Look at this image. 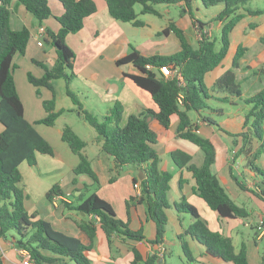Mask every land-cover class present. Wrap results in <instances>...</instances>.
Masks as SVG:
<instances>
[{"label":"trees","instance_id":"trees-1","mask_svg":"<svg viewBox=\"0 0 264 264\" xmlns=\"http://www.w3.org/2000/svg\"><path fill=\"white\" fill-rule=\"evenodd\" d=\"M12 0H0V122L4 128L0 132V238L12 242L17 249L27 250L33 264H94L89 256L98 229H101L109 242L114 235L123 239L143 240L146 238L143 228L134 230L129 222L117 218L113 205L97 194L100 184L99 176L85 153L88 142L80 137L70 125L62 129V140L68 144L74 154L79 157L78 165L73 169L76 176L86 175L92 184H85L84 190L65 192L59 184L53 185L46 193V198L52 202L56 195H67L71 201L62 200L65 208L76 212L80 219H74L79 228L88 236L89 243L80 237L70 235L57 229L53 223L39 217L37 211L30 212L27 202L30 195L20 186L23 180L21 164L27 162L29 166L37 165V153L54 155L53 145L35 128L34 123L25 117V108L19 95L14 79V58L18 53L24 54L31 39L29 28L14 29L11 25ZM22 4L42 24L53 16L50 0H16ZM64 6L62 15L56 17L61 27L58 31L46 28L47 37L56 49V60L51 66L43 61L33 59L40 65L43 75L35 76L28 73V81L38 90L48 88L52 98L44 100L46 116L38 121L47 126H54L57 119L65 110H57V95L53 81L64 78L67 82L66 93L75 104V110L81 118L91 125L96 133V141L101 151L106 152L113 160L111 167V182H115L125 166H135L145 174L144 179L135 177L134 187H140V193L132 195L126 200L127 214L132 207L144 203L148 218L155 224V238L153 244L162 243L168 223L166 209L171 207L168 198L173 174L160 167V154L155 147L159 142L158 130L152 127L156 121L159 128L169 129L173 117L178 118L176 136L198 146L203 152L201 164L193 162L192 154L177 148L171 152L174 163L180 168L191 172L195 180V191L205 201L208 207L217 211L220 218L237 219L252 215L251 210L239 205L221 183L218 175L213 171L217 160V146L212 138L205 137L198 132L190 111L199 115L209 109L208 100L213 97L212 92L222 91L229 96L239 97L251 108L246 113L244 131L236 137L242 138L241 147L235 157L244 154L247 165L256 174L264 176V170L257 164V160L264 155V87L257 93L243 97L241 86L236 82L234 68L239 66L246 48L239 46L230 68H227L209 88L205 82L208 72L218 67L226 58L231 45L230 34L244 13V7L249 14H262L264 8H248L250 0H106L110 14L117 20L131 22L135 26H143L144 22L138 18L136 5L141 4L142 14L161 15L157 8L159 4L184 3L194 22L193 2L200 1L204 7L211 8L224 4L223 10L215 17V21H222L223 26L218 38L210 39L205 34L197 46H193L185 31L175 23H171L163 33L172 30L179 39L180 51L169 55L144 56L139 50H133L117 60L118 65L133 64L139 73H125L139 88L147 91L157 106V111L146 109L140 114H131L125 124H122L124 107L116 101L109 112L99 117L83 107L77 94L70 87V82L76 78L74 71L75 52L67 44L66 37L83 28L87 17L97 12L94 0H59ZM202 24H200L201 26ZM264 42V37L261 38ZM151 65L152 69L148 66ZM161 65H169L176 71L173 77H165L159 70ZM223 101L227 97L220 98ZM205 120L209 117L203 116ZM259 145L254 149V141ZM230 173L238 186L245 191L264 200V188L255 191L246 186L243 180L234 174L233 166ZM182 184V178L180 179ZM96 189H92L93 187ZM91 191V192H90ZM79 192V193H77ZM87 192L90 194L86 195ZM179 212L188 213L192 217L191 224L178 235L185 256L190 262H199L194 257L187 237L195 238L206 248L205 254L222 259L233 264H250L247 256V246L243 244L239 251L235 250L231 236L220 231L212 230L202 218L198 208L187 201L185 197L175 202ZM93 216H98V221ZM133 263L141 260L139 251L134 250ZM157 252L145 260V264H160ZM164 258V255L163 257ZM0 264H4L0 258ZM264 264V253L262 263Z\"/></svg>","mask_w":264,"mask_h":264},{"label":"crops","instance_id":"crops-1","mask_svg":"<svg viewBox=\"0 0 264 264\" xmlns=\"http://www.w3.org/2000/svg\"><path fill=\"white\" fill-rule=\"evenodd\" d=\"M94 1L97 4V12L85 19L81 30L68 34L66 42L75 52L73 69L76 73V79H81L80 81L83 84L84 90H91L99 95L101 102L104 103L103 109H101V116L99 117L105 116L113 104L119 101L124 107L122 124L127 122L131 114H140L149 108L157 111V106L147 91L139 88L125 75V73H139V70L133 64H127L126 67L125 65H118V59L129 54L133 48L139 50L144 56H169L180 51L181 45L174 32L168 30V32L163 33V30L168 28L171 23H175L178 27L182 28L191 44L195 47L203 34L210 39L218 38L223 26L222 21H215L214 19L223 10L224 4L212 7L206 12L203 10L204 6L200 1L193 2V10L199 13L198 16H195L194 22L190 13H188L187 6L181 2L172 5L164 4L160 6L161 8L157 7L161 15L142 14L141 8L137 10L136 6V11L141 18L139 19L144 22V25L135 26L131 22L115 19L108 10L106 0ZM49 4L53 16L49 17L42 24L16 0L11 1L10 7L12 9V27L14 29L27 27L31 32V39L23 57L32 63L34 62L32 60L36 59L51 66L57 57L56 49L46 40H44L43 45H39L37 34L40 26L58 31L61 24L56 17L62 15L65 9L59 0H50ZM246 7L252 9L264 8V0H250ZM240 12L244 13V16L230 34L231 45L229 52L218 67L206 74L205 82L211 88L217 78L227 68L232 66L238 47L243 46L246 48V51L240 59L239 66L234 68V71L236 82L241 86L242 96L248 97L264 87V42L261 40L264 37V13L258 15L249 14L244 7ZM147 15H153L158 19H162L163 22L159 23L156 18L148 17ZM200 24L202 25L200 26ZM196 26H198V29H196ZM139 28L140 30H138ZM138 32H143L144 34L140 36ZM43 72L44 70L41 68L37 71V76L40 77L43 75ZM27 81L26 79L25 81L21 80L19 85L15 79L19 95L24 104L25 117L29 122L34 123L35 128L41 134H50L51 131L43 128L41 126L43 123H38V121L46 116L43 102L52 98V92L46 88L48 92L45 97L39 98L35 93L36 87ZM72 91L77 94L83 107L90 110L88 104H86L87 102L82 100L79 95L84 93L80 89ZM212 94L213 97L208 100L209 109L205 110L202 115H199L195 111L196 114L192 115V111L189 114L192 120L198 124V132L205 137L212 138L216 143L217 160L213 165V171L218 175L230 196L236 202L239 198H242V204H238L251 210L252 215L247 218L223 219L220 218L217 211L208 207L194 189L195 180L191 172L186 168L180 169L171 157V152L180 148L192 154L193 162L201 164L203 152L198 146L188 140L176 136L178 126V118L176 116L173 117V123L169 129H161L156 121H152V127L157 129L159 133V142L155 147L160 154V167L173 174L169 194L172 190L175 191V194L172 195L174 200L172 203L170 202L172 205L166 209L168 223L165 239L162 243L158 244H153L150 241L155 238V224L148 218L145 204H137L136 207L131 208L129 216L133 215L134 220L131 221L130 225L135 230L143 228L146 238L143 240L123 239L116 234L112 237V242L110 243L103 231L98 229L92 250L89 252V256L94 264H134V250L139 251L141 255V260L137 264H145V260L155 252L161 257L159 263L166 264L165 254L173 255L174 251L184 264H198L196 261L190 262L187 259L178 238V235L184 231V227L180 218L181 215H179V211L176 210L174 204L181 200L182 197H185L187 201L198 208L202 218L205 216V220L212 230L231 236L236 251H239L243 244L247 246L246 240L249 239L250 234L244 233V227L254 228L256 233L254 240L256 242L264 240V238L258 236L256 229L260 220L264 219V200L249 191L242 190L230 173V166H233L234 174L243 180L247 187L258 192L261 190V187L264 188V176L256 174L251 170L247 165V157L244 154L235 157L242 144V138L240 136L236 137V135L244 131L246 113L251 108V105H247L239 97L229 96L222 91H215ZM224 97H227L225 101L220 99ZM60 109H64V107L60 106L57 97V110ZM72 109L75 108L72 106ZM203 116L209 117L210 120H205ZM3 128L4 126L0 122V132H2ZM59 136L62 138L61 128L59 129ZM52 144L55 149V153L52 156H54L56 161L66 166L70 165L74 169L77 163L69 152L71 149L68 144L63 140L62 142L57 141ZM258 145L259 142L255 140L254 149ZM95 147L96 150L92 152L93 155H90L89 158L92 167L97 172L100 181H102L101 183L105 187H108L106 190L107 195H105L107 198L103 197L114 208L122 202L126 206L127 199L132 195L140 193V187L135 188L133 186V180L137 177L140 170L135 166H125L121 172H125L127 176L122 177L123 173H121L115 182H111L113 160L106 152L101 151L100 144L97 142H95ZM74 155L77 156L76 154ZM196 160L200 161V163ZM233 161L238 162L239 166L233 164ZM256 162L264 170V155H261ZM24 163L20 166L21 171ZM168 164L169 166H167ZM172 164L174 165V170L170 166ZM181 178L182 184H180ZM38 181L44 185L43 187L41 186V195H46L49 188L47 189L43 178H39ZM20 186L30 195L31 202L34 203L33 193L30 191L29 185L23 186L21 181ZM72 199L70 196L69 201ZM62 200L60 199L56 204L53 201L51 203H53L55 209H59L64 206ZM50 205L45 204V210L40 211L33 204L29 210L30 212L38 211L39 217L51 221L57 229L80 237L84 242L89 243L88 236L74 221V219H80L79 215L69 210L67 212L61 210V214L58 210L53 212ZM182 213L185 214V212ZM186 214L189 215L188 213ZM182 216L184 217L185 215ZM251 217L255 218L256 224L251 225L252 222L249 220ZM191 222L192 217L189 215L187 225L189 226ZM147 227L149 228L148 230L146 229ZM235 236H237V241ZM187 239L190 247L192 246L197 254L196 256L194 255L197 261L208 264H233L232 262H226L222 259L206 255L204 253L206 248L203 244L190 236ZM159 245H164V254H161ZM163 255L164 258H162ZM0 258L4 264H21V255L15 245L1 238Z\"/></svg>","mask_w":264,"mask_h":264},{"label":"rangeland","instance_id":"rangeland-1","mask_svg":"<svg viewBox=\"0 0 264 264\" xmlns=\"http://www.w3.org/2000/svg\"><path fill=\"white\" fill-rule=\"evenodd\" d=\"M162 5H164V4H159V5H157V7H160ZM136 6H137V10L142 8L141 4H137ZM211 8L204 7L203 10L208 12L207 10H210ZM194 15L198 16L199 13L197 11H194ZM147 16L156 18V20H158L159 23L163 22L162 19H158L157 17H155L153 15H147ZM138 18H140L139 14H138ZM196 29H198V26H196ZM138 30H140V28ZM143 32H145V31H143ZM143 32H138V35L142 36L144 34ZM33 63L30 60L25 59V57H23V54L18 53L15 56V58H14L15 67L13 70V75H14V77H15V79L19 85L21 83V80L25 81V79H26V81H27V79H28L27 76H28L29 72H31L32 74L37 76V71H39L42 67L36 63H35L36 65ZM123 65H125V67L127 66V64H123ZM76 78L70 82V84H69L70 89L71 90L80 89L81 92L84 94H79V95H80L82 100L87 102V103L86 102L85 103L88 104L90 111L93 112L94 114L98 115V116H101V111H102L101 109H103L104 103L101 102L99 95L95 94L91 90L85 91L83 88V84L80 81L81 79H76ZM53 83H54V88H55L56 95L58 97L60 106L64 107L65 112L63 115H61V117H59L57 119L56 124L54 126H46L44 124L41 125L46 130L51 131L50 134H44L46 136L45 137L43 134H41L40 132L39 133L44 138H46L51 144L56 143L57 141L62 142V138L59 136V129L60 128L63 129V127L65 125H70L71 127H73L74 131L80 137H82L83 139H85L88 142V144H87L88 147H87V149L85 148V153L87 150V153L89 155L87 153L86 154L90 157V155H93L92 152L96 150L95 142H97V141H96L95 137L97 136V133L91 125L86 123L81 118V116L79 115V113L75 109H72V106L74 108H75V106L72 103L71 98L66 93V88H67L66 80L64 78H59V79H55L53 81ZM78 87H80V88H78ZM47 92H48V89H46L45 87H41L39 90L37 88H35V93L37 96H39V98L45 97ZM247 105H250V104H247ZM191 113H192V115L196 114L194 111H192ZM69 152L71 153V156L74 159V161L77 163L76 164V166H77L79 163L78 157L75 156L71 150ZM37 154H38V156H37V162L38 163L36 166H29L28 163L25 162L23 167H22V174H23L22 185L23 186L29 185L30 191L33 193V197H34V199H33L34 203H32L31 199H30L27 202V208L30 209L32 207V205L34 204L37 210L39 208L40 211H44L45 210L44 205L45 204H49V205L51 204L50 206L52 207L53 212H55L56 210H58V212L60 214H61V210H64L65 212H67L68 210L65 208V206H62L59 209H55L53 203H51V202L49 203V201L47 200L46 195H43V194L41 195L42 187L44 185L41 184V182H39L38 179L43 178V180L47 186V189L48 188L50 189L55 184H59L66 193L67 192L73 193L76 191V189L84 190L85 184H87V185L92 184L91 179L86 175L76 176V174L74 173V171L70 165L66 166V165L58 163L56 161V159L54 158V156H52V155L42 154V153H37ZM165 159H166V157H165ZM196 161H198V160H196ZM198 162L200 163V161H198ZM167 166H169V164ZM170 166L173 170L175 169L173 164ZM121 173H123L122 177L127 176L125 172H121ZM137 177H138V179H140L139 173H138ZM99 180H100V178H99ZM101 182L102 181H100V184H99L97 189L95 186L92 189H96L97 194H99L101 197H103V196L106 197L105 195H107L106 190L108 187H105V185L102 184ZM90 192H87L86 195L90 194ZM174 194H175L174 190H172V192L170 194H168V198H169L171 203L174 200L172 198V195H174ZM242 201H243L242 198H239L237 200V203L242 204ZM114 209H115V212L117 214V218L121 219L125 222H129V227L134 229L130 225L131 221L134 220L132 217L133 215L130 217L127 214V209H126L125 203L122 202L121 204L116 205ZM74 213H76V212H74ZM179 215H181L180 218H181V221L183 223V227H184V229H186L188 227L187 218L189 215H187L186 213L184 214L182 212L181 213L179 212ZM182 215H185V216L183 217ZM254 217L253 218L251 217L249 219L250 222H252L251 225L256 224V221H254L255 220ZM203 219H206L205 216L203 217ZM212 227H214V226H212ZM146 229L148 230L149 228L147 227ZM240 230H243V229H240ZM243 231L245 234H250L249 239L246 240L247 256H248V260H249L250 264H261L262 263V255L264 253V240L257 241V242H256V240H254L256 233L254 231V228H252V227H244ZM257 234H258V232H257ZM235 237H236V241H237V236H235ZM189 246H190V243H189ZM191 250H192L193 255L196 256L197 254L194 251L193 247ZM165 260H166V264H184L182 262V260L177 256L175 251H174L173 255H170L168 253L165 254Z\"/></svg>","mask_w":264,"mask_h":264},{"label":"built area","instance_id":"built-area-1","mask_svg":"<svg viewBox=\"0 0 264 264\" xmlns=\"http://www.w3.org/2000/svg\"><path fill=\"white\" fill-rule=\"evenodd\" d=\"M46 36H47L46 28L44 26H40L39 30H38V34H37V39H38L39 45L44 44V40H45ZM148 67L152 69L151 65H149ZM159 70L165 77H173L177 74L176 71L173 70L169 65H161L159 67ZM233 164H236L237 166H239L238 162L236 163L235 161H233ZM70 195L71 194H67L65 196L56 195L53 198V203L56 204L60 199L69 201ZM93 217L96 218L98 221L100 220V218L98 216H93ZM256 229L258 232V236H260L261 238H264V219L260 220ZM159 247H160L159 249H160L161 254H164V251H165L164 245H159ZM18 251L21 255V264H33L31 255L29 254V252L27 250L18 249Z\"/></svg>","mask_w":264,"mask_h":264},{"label":"water","instance_id":"water-1","mask_svg":"<svg viewBox=\"0 0 264 264\" xmlns=\"http://www.w3.org/2000/svg\"><path fill=\"white\" fill-rule=\"evenodd\" d=\"M139 177H140V179H144L145 178V174H144V172L142 170H140V172H139ZM0 232H1V230H0Z\"/></svg>","mask_w":264,"mask_h":264}]
</instances>
